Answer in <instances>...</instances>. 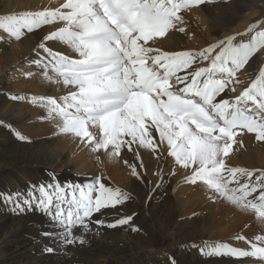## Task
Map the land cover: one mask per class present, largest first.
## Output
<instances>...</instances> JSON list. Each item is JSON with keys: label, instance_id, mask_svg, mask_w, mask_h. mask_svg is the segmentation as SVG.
Segmentation results:
<instances>
[{"label": "snow or ice", "instance_id": "snow-or-ice-1", "mask_svg": "<svg viewBox=\"0 0 264 264\" xmlns=\"http://www.w3.org/2000/svg\"><path fill=\"white\" fill-rule=\"evenodd\" d=\"M203 3L205 0H64L56 9L2 15L0 29L20 39L25 30L32 33L62 23L43 37L38 48L45 55L38 52L39 58L32 63L44 70L46 79L68 88L67 94L31 97L33 104L47 109L61 134H72L93 152L104 150L111 157L127 148L138 158L135 146L155 153L166 142L168 155L191 172L186 177L189 183L202 181L219 197L264 222V169L225 163L241 132L255 133L257 140L264 141V69L234 99L217 100L226 89L236 92L232 85L239 83L237 73L264 49V30L256 31L257 25H252L248 32L254 35L247 41H237V35H245L239 33L199 51L157 46V38L183 23V10ZM178 31L183 33L185 28ZM48 41L62 42L75 56L54 51L45 43ZM203 62L207 65L193 68ZM15 135L27 139L18 131ZM129 166L131 174L139 178L137 166ZM130 199V193L108 186L98 175L86 184H61L53 179L30 185L27 191L0 193V200L14 214L36 209L48 215L62 231L44 235L65 245L84 244L83 234L73 235L75 227L90 231L94 214L103 215V210L116 209ZM132 219L131 215L120 216L107 227L129 225ZM95 223L104 225L105 220ZM236 239L246 240L244 236ZM246 242L249 248L210 244L203 254L252 257L264 264V236ZM44 251L54 249L45 246Z\"/></svg>", "mask_w": 264, "mask_h": 264}, {"label": "bare ground", "instance_id": "bare-ground-1", "mask_svg": "<svg viewBox=\"0 0 264 264\" xmlns=\"http://www.w3.org/2000/svg\"><path fill=\"white\" fill-rule=\"evenodd\" d=\"M62 3L64 0H0V16L56 9ZM192 13L203 21L205 32L193 26ZM181 15L183 23L177 29L170 30L165 37L157 38V46L161 50L199 51L228 36H234L243 23H249L248 29L252 25L264 24V5H256L253 0H207L203 6L192 9L190 15L183 11ZM61 26L62 23L45 25L32 33L25 30V34L17 39L18 45L9 47L8 52L5 51L8 46L0 43V72L22 64L20 67L26 66L28 74L35 73L44 77L42 87H35L34 92L28 95L23 94L22 90H17L21 92L18 94H8L0 78V121L3 122L0 123V193L27 191L30 185L48 183L53 179L61 184H86L93 175H98L108 186L119 187L130 193L131 199L116 209L103 210V215L94 214L90 231L83 232L80 226L75 227L73 235L83 234L86 242L80 244L77 241L71 245L44 235L46 232L62 231L48 215L36 209L14 214L0 200V264H259L252 257H209L203 254L212 238L221 239L223 236L228 238L224 242L234 247L249 248L246 241L264 236V226L260 227L262 221L255 214L236 206L243 216L240 223L230 231L224 229L225 219L222 215L230 203L217 194L214 203L209 206H185L177 190L178 185L191 172L183 169L174 157L168 155L166 142L155 153L150 148L135 146L138 158L127 148H122L118 157H111L107 153L122 167L119 168V176H108L93 161L75 158L80 148L88 146L79 138L59 131L41 130L36 116L41 110L47 109L36 104L37 111L30 113L24 101L30 96L59 98L67 94L68 88L62 83L46 79L44 70L32 63L39 58L38 52L40 56L45 55L38 48L43 37ZM179 27H184L185 32H179ZM250 34L254 35V32ZM45 43L54 51L75 56L62 42ZM152 43L149 42L150 45ZM263 53L264 49L257 51L237 73L239 83L232 85L236 92L226 89L217 100L234 99L251 84L263 69L260 64L263 63ZM206 65L207 62H203L202 65H193V68ZM48 74L55 78L51 70ZM12 96L25 99L13 100ZM49 124L57 127L53 120ZM33 128L37 129L29 131ZM18 129L27 131L26 136L30 139L20 140L15 135ZM153 136L159 144L155 130ZM236 139L238 143L232 146L229 157H225V163L230 167L264 169V159L258 155L264 147V141L257 140L255 133L246 131L241 132ZM48 141L55 145H47ZM131 164L137 166L139 178L131 174ZM72 170H75L73 173L76 176L71 177ZM125 215L133 218L129 225L107 227L108 223H114L118 217ZM97 219L105 220V224H96ZM237 236H244L246 240H237ZM45 246L54 251H44Z\"/></svg>", "mask_w": 264, "mask_h": 264}, {"label": "rangeland", "instance_id": "rangeland-1", "mask_svg": "<svg viewBox=\"0 0 264 264\" xmlns=\"http://www.w3.org/2000/svg\"><path fill=\"white\" fill-rule=\"evenodd\" d=\"M227 1V0H225ZM232 2H234L235 0H231ZM254 4L256 5H264V0H253ZM207 2V0H205V3ZM205 3L199 5V6H193L190 9H185L183 10L184 13L188 12V15H190V13L192 12V9L196 8V7H200L203 6ZM193 20V21H192ZM202 20L199 19L198 16H196L195 14H191V23L193 24V26L198 27V29L201 32H205L204 28L205 25L202 24ZM248 24L249 23H243L242 27H240L237 30V34L239 33H244L245 35L243 36H239L237 34V41L239 40H244L247 41L248 39L251 38V36L253 34H250L248 32ZM258 26V25H257ZM259 30H264V24L259 25L256 28V31ZM5 43L8 47L5 48V51L8 52V48L12 47V46H17L18 45V40L14 37H12L10 34H8L6 31H0V43ZM261 58L263 59V63H260L263 66L264 69V53L261 56ZM22 65V64H21ZM21 65H15V66H11L8 69H5L3 71L0 72V78L3 80V86L7 89V93L8 94H13V93H23V94H31L33 91V89L35 87H42V78H44L43 76L39 75V74H35V73H31V75H29L26 72V66L20 67ZM53 73V72H52ZM17 90H22L21 92L17 91ZM24 91V92H23ZM27 92V93H26ZM24 105L25 108L28 109V111L31 112H35L37 111V107L36 104H33L31 102V96L26 98V100L24 101ZM37 120L40 122V126H41V130L44 131H59L58 128L54 125H50V121L51 119L48 118V114L47 111H40L39 114L36 116ZM37 128H33L32 130L29 131H35ZM18 131L23 134L25 137H27L26 135H28L27 131L24 130H20L18 129ZM27 133V134H26ZM71 135V134H69ZM28 139H30V137H27ZM59 142V141H58ZM52 143V145H55L53 142L48 141L47 145H50ZM234 145V143H233ZM232 145V146H233ZM72 153H70L71 155ZM259 158L264 159V147L260 150V152L258 153ZM67 158L69 156L66 155ZM75 158H85V159H89L91 161H93V163L95 165L98 166V168H101L105 173L108 174V176H119L120 175V171L119 168H122L121 166H119L118 164H116L114 162V160L112 158H110L107 153L104 150H100L98 152H93L91 147L89 146H85L82 149L80 148V152L78 153V155L75 156ZM75 170H72L70 172L71 177L72 176H76L77 174H74ZM178 197L180 199V201L182 203L185 204V206L187 207H191L194 208L196 206H209L211 204L214 203L215 201V193L209 189L202 181H197V183L192 184L189 183L187 181V179L183 182H181L178 185ZM223 216V217H222ZM221 217L225 219L224 222V229H234L235 226H237V224H239L242 219L243 216H241L239 214V210H237L235 205H232L231 203L228 204V207L226 208V210L223 212V215ZM241 216V217H240ZM239 222V223H238ZM264 226V222H262V225L260 224V227L262 228ZM227 229V231H228ZM227 237L223 236L221 239L220 238H212L211 243L210 244H215V243H221L223 241V243L225 240L227 241ZM208 247V246H206Z\"/></svg>", "mask_w": 264, "mask_h": 264}]
</instances>
